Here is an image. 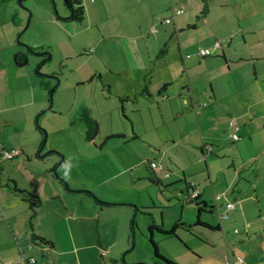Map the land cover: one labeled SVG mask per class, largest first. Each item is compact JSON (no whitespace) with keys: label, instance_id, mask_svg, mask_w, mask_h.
Returning <instances> with one entry per match:
<instances>
[{"label":"rangeland","instance_id":"rangeland-1","mask_svg":"<svg viewBox=\"0 0 264 264\" xmlns=\"http://www.w3.org/2000/svg\"><path fill=\"white\" fill-rule=\"evenodd\" d=\"M11 4L16 12L13 13L16 25L9 39L16 51L11 53V59L22 77H29L30 84L25 78V82L22 80L16 86L22 91L16 103L22 106L17 110V120L0 136L5 151L20 152L19 156L9 162L0 159V169L8 171L7 163L14 165L19 159L28 162L27 158L33 163L31 168L39 172L48 169L54 184L50 193L61 190L64 194L63 198L44 199L43 213L53 210L55 217L63 214L70 217L71 232L79 247V261L76 254L63 255L62 251L69 249L67 236L63 234L66 228L49 223V215L41 218L37 231L53 243V249H46L50 253L44 257L48 259L46 264L160 263L149 243L148 227L155 223L168 230L181 218L183 222L197 220L196 206L190 199L192 191L180 171H184L187 182H194L208 203L214 202V196L224 194L223 199L236 205V211L239 204L243 205L251 223L260 222L259 216L264 218V0H173L166 2L164 9L163 4L159 6L151 16L147 6L134 13L131 10L123 17L105 15L99 28L85 19L82 23L57 21L56 16L68 15L64 0H22L21 4L15 1ZM171 8L184 9L178 16V24L184 26L179 33L184 56L195 55L216 42L221 44L214 56L208 57L222 58L223 66L218 62L211 72L221 99L208 105L204 115L198 117L201 129L192 131L190 141L175 148H149L146 144L108 137L118 131L131 134L128 117L122 114L114 95L123 85L115 84L116 75L110 65L119 61L127 70L134 53H139L143 63L147 64L150 57L153 60L152 53L148 56L154 45L150 39L171 35L173 21L161 23L171 17ZM153 29L157 32L153 33ZM127 32L136 40L125 36ZM175 33H172V48L155 77L162 76V70L172 67L175 60L180 65ZM101 36L105 40L98 47ZM166 45L170 47V43ZM222 51L228 58L225 55L223 58ZM19 52L25 56L26 63L18 66L14 58ZM180 68L182 73L176 74L186 78L189 73ZM204 69L205 66H200L195 72L204 77ZM133 71L136 72L131 69L125 75L133 76ZM202 80L198 77L196 81L200 101L208 95L211 98L210 86ZM6 105L12 106L9 101ZM83 109L89 111L88 119L97 124L98 131L92 139L88 138L92 128L84 120ZM231 121L233 127H229ZM234 132L239 138L236 142L230 139ZM44 134L46 141L40 152L43 157L37 158L32 149L39 150ZM200 135L213 146L214 157L207 155L204 160ZM141 160L142 165L133 171L127 169ZM150 161L164 166V170L151 172ZM10 168L11 172H17L14 166ZM51 168H55V175L50 173ZM18 174L15 178L20 179ZM178 174L181 179L175 181ZM10 184L14 186L13 181ZM237 198L244 203L235 204ZM220 211L223 214L225 207ZM217 215L205 212L200 217L219 224ZM227 216L223 225L232 220L230 214ZM241 222H245L244 218ZM234 227L240 225L236 222ZM161 237L153 232L158 252L167 256L174 242ZM225 237L240 239L232 228ZM41 254L39 251L35 256L38 263Z\"/></svg>","mask_w":264,"mask_h":264},{"label":"crops","instance_id":"crops-1","mask_svg":"<svg viewBox=\"0 0 264 264\" xmlns=\"http://www.w3.org/2000/svg\"><path fill=\"white\" fill-rule=\"evenodd\" d=\"M12 1L18 2L17 0H4L0 2V136L5 132L8 125L17 120V110L22 106L19 102L16 103V100L22 97L21 89H18L16 86L18 84L20 85L25 78L27 83L30 84L29 77L23 78L20 71L15 69V65L11 59V53L16 51L9 44L13 27L16 25V20L13 16V13L16 12L12 7ZM168 1L171 3L173 0H82V4L86 22L88 24L95 23V26L98 25L96 28H99L102 25L101 21H103L101 18L105 17V15L111 18L123 17L131 10L134 13V10L140 11L142 7L147 6V11L149 16H151V14L157 13L158 7L162 4L164 5V9ZM178 9L179 8L170 9L171 17L166 18L170 19V23L161 22L163 24H171L173 21L174 28L171 30V35H169L168 38L162 35L150 39L153 40L154 45L152 52H149L148 56L152 53L154 57L153 60H151L150 57L147 64L143 63L139 53L133 52L134 56L131 60L132 62L130 61L131 64L126 62L128 64L126 68H128L129 71L123 68L122 63H119V61H113L110 65L116 75L115 84L121 83L120 86L123 85L121 91H117L114 95L120 104L122 114H126L128 117V122L131 126V134L127 135L126 132L118 131L108 137L114 136L125 143L146 144L149 148H175L181 143L190 141L188 138L192 136V131L195 133L197 130L201 129L199 118L204 115V109L208 105H213L217 101H220L221 95L217 96V94L219 95L220 93L214 88V79L213 77L211 78L214 73L211 75V72H213V65L218 62L221 65L223 64L222 58L216 57L209 59L208 57L199 56L197 54L198 52H196L195 55L190 56L186 54L184 56L183 45H181L179 37V33L184 26L178 24L180 21V17L178 16L182 15L184 11L181 14H175V11ZM182 10L184 9L182 8ZM205 19L207 18H204V20ZM126 26L130 29L132 28L129 23L126 24ZM139 29H141V25ZM153 30V33L157 32ZM172 33L177 35V53L180 59V65L178 60H175V62H172V67L162 70V76L155 77L154 74L157 68L161 67L166 54L169 52V49L172 48ZM124 34L127 37H131L128 32ZM129 39L136 40L134 36ZM104 40L105 37L101 36L98 47L102 46ZM163 41L166 42H164V46L161 48ZM167 43H170V47L166 45ZM219 48L213 49V47H207L204 49H211L210 56L213 57ZM188 55L189 57H187ZM222 55L224 58V51H222ZM24 57L22 53H17L14 58L15 64L18 66L23 65V62L26 61ZM196 58H201L203 61H197ZM226 58L228 57L226 56ZM148 65L151 66V69H148ZM181 66L186 73H189L186 78L183 77V74L182 76L176 74L182 73ZM187 66L190 70H187ZM200 66H205V69L202 71V74L205 75L204 77L200 76V73L196 74L195 72V69ZM222 66L220 68H223ZM131 69L136 70V72L133 71V76L125 75V73L130 72ZM134 73L138 75V77L134 75ZM97 77L101 79L100 75ZM198 77H202V81L210 86L211 98H209L210 96L208 95L202 100L204 102L208 101V104L204 102L201 104L202 101L200 100L202 98L199 97L197 91L199 83L197 82L196 84ZM108 89H111V85ZM209 99L213 101L211 102ZM6 101L11 102L12 106L6 105ZM199 110H201V112ZM83 111L89 114L87 109H83ZM184 132L186 133L184 134ZM200 138L203 141L200 148L201 155L205 158L204 160H206L207 155H210L208 154V149H213V146L205 143L202 135H200ZM169 143L171 144L169 145ZM25 147L29 148L30 146ZM0 148V159L5 162H9L19 156L20 152H16L17 154H15L13 158L6 159L3 156L6 150L5 144L0 145ZM32 150L35 153V157L40 158L37 155L38 150L37 152L35 149ZM165 153L166 150L164 154ZM146 157V159L150 158L148 156ZM168 159L169 162H172L170 157H168ZM26 161L28 162L19 159L14 165L12 163H7L8 171H1L0 169V264H46L48 260L47 257L44 258L48 256V251H46V249H53V243L43 232H38L36 227L40 219L47 215H49V223H54L57 227L59 225V228H61V226L66 228V234L63 230L62 231L63 234L67 236L66 246L69 249L62 251L63 255L76 254L75 258L79 261V247L75 244V239L70 227L71 218L64 214L61 215V217H55L57 214H54L53 210H51V213L48 212L49 214L43 213L45 210V204H43L45 200L55 197L63 198L64 191L62 192L60 190V192L56 191L50 193L54 188V184L52 183L51 177L48 175V169L39 172L35 170V168H31L33 163H31L29 158H27ZM142 161L143 160L139 163L130 165L127 169L133 171L138 165H142ZM148 164L151 172L154 171L153 167H156V165L151 161L148 162ZM172 164L175 165L174 163ZM13 166L17 172H11L10 167ZM163 167L161 170H164ZM52 169L53 168L50 170ZM165 169H167V167H165ZM19 172L20 174L18 175L20 179H17L15 176ZM167 174H164V177H169ZM179 174L183 176L187 188L191 189V191H198V201L200 203L206 202L208 205L214 207L210 213H217V218L220 223L214 224L202 220L200 214L199 222L203 225H207L209 228L197 226L189 229L185 226L175 231L177 238L162 236V240L173 241L174 247L169 249V252H167L169 254L167 256L164 254L161 255L175 264H224L228 260L231 264H264L263 216L258 217L260 222H254L255 224H253L247 220L243 205L239 204V211H236V205H234V209L226 210L225 204L228 200L226 199L225 201L223 199L224 194H221V200L215 201V199H213V203H208L203 197V193L196 189L194 182H187L184 177V171H180ZM179 174L174 178L175 181L181 179ZM10 181H13L14 186H11ZM226 189L228 190V188ZM30 195L36 196L40 203L31 205L29 201L31 199ZM234 200L235 204L244 203L243 200H239L238 198ZM223 206L225 207L224 213L230 214L234 222L231 220L230 224H222V222L227 219H219L220 213L223 212L220 211V208ZM65 211L67 210L63 212ZM239 212L241 213L239 214ZM242 218H244V223L241 222ZM235 221L240 225L239 228L234 227ZM180 222L188 226L196 225V222H183L182 218ZM230 228H232L233 234L239 235L240 239H235L237 240L235 241L233 238L229 239V237H225V233H228ZM163 229L167 230L165 228ZM178 232L182 233L185 238L179 235ZM39 239H43L47 243H40ZM39 251L42 252L41 257H43L38 263L35 256H37ZM48 254L50 253L48 252ZM237 258H241V262H238ZM31 259L35 262L31 263ZM114 263L117 264L116 262ZM154 264L163 263L155 262Z\"/></svg>","mask_w":264,"mask_h":264},{"label":"trees","instance_id":"trees-1","mask_svg":"<svg viewBox=\"0 0 264 264\" xmlns=\"http://www.w3.org/2000/svg\"><path fill=\"white\" fill-rule=\"evenodd\" d=\"M1 1H4V0H0ZM19 1V0H17ZM65 2V5H66V8L68 10V15L67 17L65 18H62L60 16H56V20L57 21H60V22H76V23H82L85 19V13H84V7H83V4H82V0H64ZM206 9V8H205ZM204 12H206V10H204ZM203 12V13H204ZM221 45V44H220ZM221 47V46H220ZM211 50V49H210ZM211 55V54H210ZM209 55V56H210ZM209 56H205V57H209ZM189 57V55H188ZM202 57V56H201ZM88 113L86 111H83V116L85 117V122L86 124H90L92 130H90V132H88V138L89 139H92L94 138V136H96L97 134V124L95 121H90V119H88ZM232 122V126H230V123H229V126L230 127H233L235 124L233 121ZM236 130L237 127L235 128ZM235 133V132H234ZM231 135V134H230ZM237 135V134H236ZM122 137V136H120ZM238 137V136H237ZM43 139V138H42ZM238 140V139H237ZM235 140V142L237 141ZM233 141V140H231ZM42 142V141H41ZM41 145V143H40ZM39 145V147H40ZM208 154H210L211 156H215L216 154V151H214L212 148H209L208 149ZM162 167V166H161ZM150 170V169H149ZM151 171V170H150ZM154 172V171H153ZM50 173L55 175L56 172L54 170V168L52 170H50ZM151 176V174H150ZM150 179H152V176L150 177ZM31 196V199L29 200L30 202H33L31 205H37L39 202L38 198H36V196L34 195H30ZM198 196H199V193L197 195L196 198H191V201H194V204L196 206V210H197V215H198V218L196 220V225L194 226H188V225H185V224H182L180 221L174 223L168 230H164L162 228V226H158L156 225L155 223H152L149 227H148V230H149V233H150V237H149V243L151 244L152 248H153V254H154V257L156 258V260L158 262H161L163 264H175L174 262L164 258L159 252H158V249H157V244L154 242L153 240V232L156 231L157 233H159L161 236L163 237H174V238H177L176 235H175V231L177 229H179L180 227H185L187 226V228L189 229H192L193 227H197V226H205V227H208L207 225H203L199 222V215L201 213H205V212H208L210 213L211 210L214 208L212 207L211 205H208L206 202H199L198 201ZM35 201V202H34ZM226 218H227V213H226ZM225 218V219H226ZM133 225H134V222H132V225H131V230L133 231ZM209 228V227H208ZM39 242L40 243H47L46 241H44L43 239H39ZM241 259V258H240ZM228 262H230L228 260ZM231 263V262H230Z\"/></svg>","mask_w":264,"mask_h":264},{"label":"built area","instance_id":"built-area-1","mask_svg":"<svg viewBox=\"0 0 264 264\" xmlns=\"http://www.w3.org/2000/svg\"><path fill=\"white\" fill-rule=\"evenodd\" d=\"M181 13H183V10H182V9H178L177 11H175V14H181ZM164 23H170V19H165V20H164ZM153 31L156 32V30H153ZM220 46H221L220 43H219V42H216V43L213 45V49H217V48H219ZM213 49H212V50H213ZM197 54H198L199 56H202V57L209 56V55L211 54V50H210V49H200V50L198 51ZM187 57H188V56H187ZM230 126H232V122H230ZM230 139L233 140V141L237 140L238 137H237L236 133L231 134V135H230ZM15 154H16V153H11V152H7V151H5L4 154H3V156H4L6 159H11V158L14 157ZM161 168H162L161 166H156V167L154 166V167H153V170H154L155 172H158V171L161 170ZM197 195H198V191L192 190V194H191L190 197H191V198H196ZM221 198H222L221 195L214 196L215 201H219V200H221ZM34 202H35V201H34ZM32 203H33V202H30V204H32ZM225 207H226V210H232V209H234V204L231 203V202H229V201H227L226 204H225ZM225 218H226V213H223V214L219 215V219H220V220H224ZM237 261H238V262H241V259H240V258H237ZM30 262H31V263H34L35 261H34L33 259H31ZM224 264H231V263L227 261V262H225Z\"/></svg>","mask_w":264,"mask_h":264},{"label":"water","instance_id":"water-1","mask_svg":"<svg viewBox=\"0 0 264 264\" xmlns=\"http://www.w3.org/2000/svg\"><path fill=\"white\" fill-rule=\"evenodd\" d=\"M21 1H22V0H19L18 3L21 4ZM64 2H65V1H64ZM25 62H26V61H24L23 63H25ZM50 96H52V91H51V93H50ZM45 141H46V135L44 134L43 139H42V142H41V145H40L39 150H38V153H37L38 157H43V155H41L40 152H41V150H42L43 147H44ZM45 155H46V154H45ZM45 155H44V156H45Z\"/></svg>","mask_w":264,"mask_h":264}]
</instances>
